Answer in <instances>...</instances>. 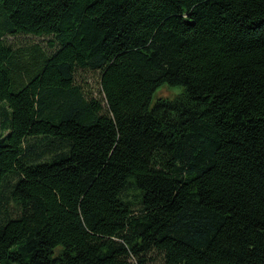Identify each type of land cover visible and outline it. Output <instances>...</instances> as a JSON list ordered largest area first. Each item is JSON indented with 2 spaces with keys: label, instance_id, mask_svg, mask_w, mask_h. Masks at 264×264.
Here are the masks:
<instances>
[{
  "label": "trees",
  "instance_id": "1",
  "mask_svg": "<svg viewBox=\"0 0 264 264\" xmlns=\"http://www.w3.org/2000/svg\"><path fill=\"white\" fill-rule=\"evenodd\" d=\"M0 264H264V0H0Z\"/></svg>",
  "mask_w": 264,
  "mask_h": 264
},
{
  "label": "rangeland",
  "instance_id": "2",
  "mask_svg": "<svg viewBox=\"0 0 264 264\" xmlns=\"http://www.w3.org/2000/svg\"><path fill=\"white\" fill-rule=\"evenodd\" d=\"M46 38L44 37H38V36H17L14 38H11V41L13 43H19L22 41L26 42H46ZM79 81L84 86L85 90L94 97H101L103 95L101 93V85H100V78H99V72L97 71H83L79 76ZM183 89L180 86L176 87H170L168 85H164L158 89V91L155 94L154 99L157 97H166V98H175L181 92ZM14 205V204H13ZM12 204H9L8 207L10 209H13V211H16V208Z\"/></svg>",
  "mask_w": 264,
  "mask_h": 264
}]
</instances>
